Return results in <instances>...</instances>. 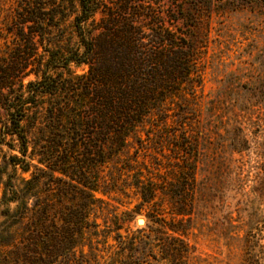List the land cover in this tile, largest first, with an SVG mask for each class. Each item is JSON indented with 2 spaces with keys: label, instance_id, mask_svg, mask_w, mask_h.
Returning <instances> with one entry per match:
<instances>
[{
  "label": "rangeland",
  "instance_id": "obj_1",
  "mask_svg": "<svg viewBox=\"0 0 264 264\" xmlns=\"http://www.w3.org/2000/svg\"><path fill=\"white\" fill-rule=\"evenodd\" d=\"M18 2L0 0V56L14 46L8 30ZM199 20L193 86L169 99L163 114L152 113L112 159L65 161L61 147L52 179L32 167L39 178L32 193L52 211L53 227L43 230L55 238H29L37 215L12 225L1 211L16 204L4 205L0 264H42L41 257L50 264H264V5ZM73 34L67 18L61 31L47 30L39 52L75 48ZM40 137L30 134L29 152ZM15 146L0 144V197L8 175L22 188L31 175L9 164ZM78 169L91 197L77 194Z\"/></svg>",
  "mask_w": 264,
  "mask_h": 264
},
{
  "label": "trees",
  "instance_id": "obj_2",
  "mask_svg": "<svg viewBox=\"0 0 264 264\" xmlns=\"http://www.w3.org/2000/svg\"><path fill=\"white\" fill-rule=\"evenodd\" d=\"M260 3L264 0H19L8 30L14 46L8 57L0 56V144L15 151L16 142L18 154L9 156V164L15 173L19 167L31 175L22 178L23 188L7 176L0 209L16 204L1 211L7 222L16 225L36 214L37 229L29 238H55L43 230L53 227L47 224L52 211L32 193L39 178L31 168L52 179L61 147L67 148L60 154L65 161L117 156L152 113L163 114L169 99L193 86L201 14H227ZM67 18L77 46H46L40 53L47 30L61 31ZM71 63L88 70L73 73ZM31 74L37 78L25 84ZM33 132L41 137L29 152ZM82 172H73L71 181L79 185L77 194L91 197L94 188L83 182ZM81 204L89 209L92 202ZM71 219L77 226L83 222L79 216Z\"/></svg>",
  "mask_w": 264,
  "mask_h": 264
},
{
  "label": "water",
  "instance_id": "obj_3",
  "mask_svg": "<svg viewBox=\"0 0 264 264\" xmlns=\"http://www.w3.org/2000/svg\"><path fill=\"white\" fill-rule=\"evenodd\" d=\"M139 224H143V221L142 220H139Z\"/></svg>",
  "mask_w": 264,
  "mask_h": 264
}]
</instances>
